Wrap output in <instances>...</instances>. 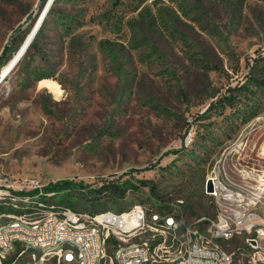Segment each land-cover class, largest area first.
<instances>
[{"label": "rangeland", "instance_id": "1", "mask_svg": "<svg viewBox=\"0 0 264 264\" xmlns=\"http://www.w3.org/2000/svg\"><path fill=\"white\" fill-rule=\"evenodd\" d=\"M47 1L0 0V76ZM212 173L264 230V0H54L0 82V176L70 181L44 204L90 215L183 201L182 232L221 212Z\"/></svg>", "mask_w": 264, "mask_h": 264}, {"label": "built area", "instance_id": "2", "mask_svg": "<svg viewBox=\"0 0 264 264\" xmlns=\"http://www.w3.org/2000/svg\"><path fill=\"white\" fill-rule=\"evenodd\" d=\"M206 193L219 196L215 209L230 208V215L223 221L200 217L184 232H177L171 226V219L183 220V201H176L167 211L147 212L142 206H133L122 213L101 212L90 215L68 208L67 213H57L55 205L44 208V201L56 195L47 192L46 186L35 178L8 179L0 176V198L14 203L17 200L43 201L41 210L24 209L20 214L0 211V247H7V254H0V261L10 254L9 237L24 236L20 253L29 244L42 240L64 239L65 247L51 248L46 255H37L30 260H20L17 255L10 264H68L71 240H79L82 247L81 264L93 263L98 257L108 255L111 244L116 247V262L123 264H231L233 252H220L219 244L227 242L236 233V226L245 225L252 231V238H246L242 246L240 264H259L264 262V230H254V221L260 216L253 209L242 206L240 193L232 191L213 173L207 178ZM254 210V211H253ZM159 229L157 244L146 241V234ZM112 232L123 233V240H113ZM94 242H101V251H94Z\"/></svg>", "mask_w": 264, "mask_h": 264}, {"label": "bare ground", "instance_id": "3", "mask_svg": "<svg viewBox=\"0 0 264 264\" xmlns=\"http://www.w3.org/2000/svg\"><path fill=\"white\" fill-rule=\"evenodd\" d=\"M54 1V0H53ZM52 5V4H51ZM50 8V7H49ZM34 28V27H33ZM33 30V29H32ZM32 31L27 36L25 42L22 44L18 52L15 54V56L12 58V60L8 63V65L4 68V70L1 73V76H4L1 82L6 79L7 76L11 74V72L14 70V68L18 65V63L21 61L25 53L28 51L34 37ZM29 43V45H28ZM28 47L23 52L25 46ZM15 64V65H14ZM14 65V66H13ZM13 66L12 69H10ZM46 84V83H45ZM46 87H49V89H52L53 91H57L58 86L53 85L52 83H48ZM59 94V93H58ZM215 197V203L219 204V196L214 193ZM0 206H8L12 209V213L9 214H19V210L23 209H32V210H41L43 208L42 203H38L35 200H17L14 201V203L9 201H4L2 198H0ZM32 206V207H30ZM44 208H51V206H46L44 204ZM1 210V209H0ZM55 211L57 213H67L68 208L66 207H55ZM225 215H230V208H222L221 212L216 216L215 219H212L214 221H223L225 218ZM171 226H177V232H181L180 225L177 221V219H171ZM254 230H263L260 227V221H254ZM154 232H159V229H152ZM184 232V230L182 231ZM236 233H248L249 236L247 238H252V231H247V226L245 225H238L236 226ZM241 238V235H230L227 239V242L232 241L233 239ZM112 239L113 240H123V233L121 232H112ZM150 241V240H147ZM152 241V240H151ZM150 241V244H152ZM225 242V243H227ZM18 243H24V236H17L16 237H9V247H10V253L14 251L15 244ZM224 243L219 244V251L220 252H227L225 248L223 247ZM20 245V244H19ZM226 245V244H225ZM65 247V240L64 239H51V240H42L40 243H33L29 244L25 247V250L22 251V253H18L20 255V259L24 260L26 257V254L31 251L30 255L28 256L27 260L33 259L34 257H37V255H46V253L51 248H60ZM38 248V250H36ZM234 250V256L231 257V264H240V258L243 255V248H235ZM233 250L231 252H233ZM71 251L73 252L72 255H70L68 259V264H81V254H82V247L80 245L79 240H71ZM94 251H101V242H94ZM0 254H7V247H0ZM106 257H98L97 260H94L93 263L89 264H105ZM116 260V257H115ZM116 264H123L122 262H116ZM259 264H264V262H259Z\"/></svg>", "mask_w": 264, "mask_h": 264}, {"label": "trees", "instance_id": "4", "mask_svg": "<svg viewBox=\"0 0 264 264\" xmlns=\"http://www.w3.org/2000/svg\"><path fill=\"white\" fill-rule=\"evenodd\" d=\"M6 52H7V48L4 49L3 53H2V56L0 57V60L2 59V57H4L6 55ZM213 105H210L209 108H212ZM109 186V185H112L114 186L115 185V182L114 181H111L109 183H106V184H102V188L103 189H106V186ZM73 186V184L70 182V181H61V182H57L55 183L54 185H51V186H47L45 188L46 191L48 192H59V191H63V190H68L69 188H71ZM115 188H118V187H115ZM123 193V192H122ZM99 213V212H98ZM98 213H95V214H98ZM94 215V214H92Z\"/></svg>", "mask_w": 264, "mask_h": 264}, {"label": "water", "instance_id": "5", "mask_svg": "<svg viewBox=\"0 0 264 264\" xmlns=\"http://www.w3.org/2000/svg\"><path fill=\"white\" fill-rule=\"evenodd\" d=\"M52 2H53V0H48L47 3L45 4V6H44V8H43V10H42V12H41V14H40V16L38 17L37 22H36V24H35V26H34V28H33V30H32V34H33V36L37 33L38 28H39V26L42 24L43 19H44L45 15H46V13H47V11H48L50 5L52 4ZM28 45H29V43H28ZM28 45L25 46L23 52H24L25 49L28 47ZM14 65H15V64H14ZM14 65H13V66H14ZM13 66H12L10 69H12ZM3 78H4V76H0V82L2 81Z\"/></svg>", "mask_w": 264, "mask_h": 264}]
</instances>
